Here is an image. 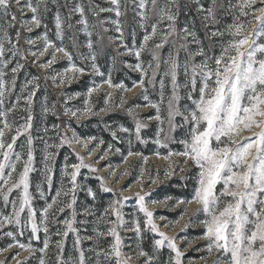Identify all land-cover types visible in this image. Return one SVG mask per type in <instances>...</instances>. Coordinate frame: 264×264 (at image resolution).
Returning <instances> with one entry per match:
<instances>
[{
    "label": "snow or ice",
    "instance_id": "obj_1",
    "mask_svg": "<svg viewBox=\"0 0 264 264\" xmlns=\"http://www.w3.org/2000/svg\"><path fill=\"white\" fill-rule=\"evenodd\" d=\"M197 10L203 14L205 27L208 24H215V11L217 0H211L210 5L205 8L200 0H195ZM257 0H239L237 5H230V12H239V16H234V22L227 26V33L232 37L226 46L222 48L219 56H207L202 47H198L192 51L189 44H201L197 39L196 33L189 31L187 27L182 31L177 30V19L180 11V0H110L111 7L103 8L96 5H89V10L93 15L99 16L102 12L115 13L116 17L124 15L122 8L131 3L139 9L137 15L140 17L139 27L145 28L150 20H155L151 23V31H146L143 36V43L139 48H129L123 44V28L120 21H111L116 26V31L120 33L121 47L125 48V53L136 58L137 63L127 64L125 66L133 70L141 72L139 86L147 83L152 84L161 68V58L159 51L165 45L169 44L170 37L177 35L182 43L179 48L188 53L187 60L184 63V76L187 78L183 84L178 81V69L180 64L177 57L169 53L168 58L163 61L165 70L163 77L169 78L171 91L168 95L166 103V115L161 114L160 104L148 103L145 107L155 109V115L147 117L148 121L155 119L159 122V132L155 143L161 147H167V141L170 139L168 133L174 132L177 128L189 125V135L187 139H181L179 143L184 145V150L181 152L169 151L163 159L168 160L173 156H181L185 159L179 165H174L168 170H165L164 176L171 177L178 169L184 171L183 165H187L189 161L192 166L198 169L197 187L192 200H178L176 205L196 203L200 205L199 211L205 216L202 223L205 226V231L201 238L208 241L205 246L209 255L218 253L214 264H264V43H258L261 37H264V15H253L251 20L244 23L239 22L240 16H248L250 13H264V0H259L261 7L255 8ZM51 3L57 5V11L54 14V27L57 38L63 41L65 36V26L67 29H72L74 26L69 23L73 15L78 14L80 19L76 24L82 28L78 31H83L89 39L86 42V47L89 49L85 60H90L92 72L97 76H103L96 63V53L94 44L91 40L92 33L89 31V22L85 14V7L82 3L70 4L69 0H65L63 7L68 8V15L62 16L59 8L61 5L58 0H51ZM13 4L17 7L20 13V19L17 18L15 12L12 11ZM49 0H0V16L4 18V25L0 26V107L4 105L5 99L12 93L16 85V74L23 67L17 62L10 69L11 77L6 80L7 73L3 69H7L12 61L21 56L19 48L21 31L15 32V37L10 36L8 29L14 28L16 24L20 25V29L26 32H32L35 28H40L43 23V14L49 11ZM150 5V7H149ZM247 9V11H246ZM25 10L32 13L29 19H24ZM167 22L166 28H159V25ZM101 25L108 21H101ZM253 24L256 26L253 27ZM46 27V26H45ZM104 31H108L107 28ZM247 33V34H245ZM209 37H222L224 32L219 30L208 33ZM159 36L158 41H154L151 45V56L154 63H149L147 68L141 62V54L149 49V42L153 41L154 37ZM191 38V39H189ZM43 41V47L37 51L29 49V55L39 59L49 53L52 49L50 58L45 62L39 63L41 69H48L56 62V53H63L67 57L69 66L61 73H49L56 87L68 84L79 80L80 76L85 73V69L78 67L73 62L72 53L65 47L55 46L49 41L47 34L38 37ZM73 48L79 47L77 37L73 34L70 37ZM113 39V38H109ZM24 42L30 46L37 43L36 39L25 37ZM176 44L173 43V47ZM197 56L205 57L199 63H195ZM26 59V57H24ZM33 61V63L36 62ZM212 61V64L209 63ZM214 64V67L212 66ZM189 69L191 75L189 76ZM151 70V76L148 77V72ZM71 73L72 75H69ZM46 77V78H48ZM59 77V78H58ZM197 77H199L200 86L197 88ZM38 79V78H36ZM110 88H119L124 91L131 89L124 88L123 84H113L109 78L104 81ZM31 84V87L29 85ZM161 104L164 103L165 79L159 81ZM187 89L184 96L191 101V106H186L183 109L180 106L181 90ZM38 90V85L34 81H26L21 89V96L16 97V102L19 104L23 97L26 104L28 115L24 117L25 122L22 125L13 127L7 120L8 112L14 111L17 104H13L7 111H0V116L5 119L3 128L8 129L13 134L9 139L5 138L3 129H0V201L5 208L11 207L10 213L0 211V233L12 239L13 243L8 245V248L0 249V252L7 251L10 248L18 247L24 251L33 253L37 249L33 248L31 243L24 244L16 239L17 233L12 230L4 231L8 226H16L19 229V235L24 234V230L28 229L31 233V238L39 239V233H44L43 247L38 249L44 253L50 244V228L49 225H57V230L54 233L59 239L56 241L57 260L56 264H87V257L83 247L84 240H93L91 235L82 236L81 228L76 225L84 226L85 231L87 225L91 222L88 217H94L95 226L93 232L97 240L111 236L113 238L109 247L103 252L97 251L95 248L89 249L94 251L97 257L95 264H101L99 259L103 256L106 261H111V264H128L131 256L125 257L121 251L123 243L120 235V230L130 231L135 233L136 248L133 250L138 257H144V264H152L156 259V255H149L142 247L143 232L145 228L157 234L160 238L154 241L155 252L161 251L167 247L170 253L174 254L169 257L168 264H182L183 252L178 247L176 237H169L163 231H160L159 226L154 222V213L149 210V204L167 205L171 197L164 201H147L146 197L151 193L146 191L143 185L140 191L136 192L134 197L118 196L113 199L101 214L93 210V205L86 204L83 209L76 207L78 202V193L83 192L87 199L95 202L98 200L97 191L89 187L86 183L78 180L81 176V169L87 168L92 173H97L99 169L84 163V157L76 154L77 163L66 162L61 172L60 187L54 192V195L49 199V193L52 192L53 179L55 172V160L58 151L65 145L72 147L75 144H80L82 148H86L91 137L88 140L82 141L76 136L75 132L71 137L65 133L60 134V126L55 125L56 140L58 142L48 143L45 141L44 165L41 172L42 180L35 187V192L31 191V176L30 174L36 171L34 167L33 153V137L30 135L32 129V105L34 97ZM98 91V87L88 89L86 99L84 100L85 107L80 110L66 108L65 116H70L81 119L85 114L95 115L90 98L93 93ZM144 89L143 98L148 100ZM26 93V95H25ZM195 94V95H194ZM71 99V97H69ZM111 100L110 94H105V107L101 108V112H109L112 108L109 106ZM126 101L121 97L116 108H122ZM136 107H139L137 105ZM55 106L52 111L54 113ZM50 109L45 108L44 112ZM127 114L134 119V133L136 141L147 143L141 132L147 127L141 119L133 112V108L126 109ZM59 119V117H57ZM167 123L168 133H165L161 139L160 133L164 132L163 125ZM70 127V125H69ZM253 128L261 129L260 132L254 133L255 138H244V142L238 143L237 137L241 132L251 131ZM119 132L129 133L128 128L120 127ZM47 132V129H45ZM25 133H29L26 137L27 153L26 159L22 161V155L15 151L14 146L18 138ZM113 138H117V132L113 131ZM163 141V142H162ZM103 144V141H100ZM131 144V139H129ZM235 145V147H233ZM55 149V150H50ZM111 146H109V151ZM75 151V149H73ZM95 148L88 149L89 157ZM118 152L119 149H116ZM106 153L102 154L99 159H103ZM129 156H142V153L129 151ZM160 157V153H156ZM144 163H147V158L143 157ZM125 162L127 159L125 158ZM99 163V160H97ZM18 164L22 170H18ZM115 175V171L109 172V176ZM127 175V172L121 173V177ZM145 173L140 174L141 180ZM149 182L157 183L159 170L156 171L154 178L151 173ZM100 181V191L105 193H116L113 188L106 186L104 177H96ZM87 180V177L84 178ZM119 183V178L116 181ZM139 182V181H138ZM223 185L217 194V185ZM42 185H46L45 190ZM127 188H122L121 192L127 191ZM16 192L17 195L12 198L11 194ZM141 192H144L141 195ZM44 201V206L39 210L34 206L35 199ZM135 199L138 205V211L143 213L144 221L142 227L139 220L133 219L132 224L124 228L125 220L122 212L123 202L129 199ZM230 198V199H225ZM27 210V216L22 220V213ZM51 210V211H50ZM67 213L70 218L61 220L59 217ZM186 214L181 213V219ZM135 215V214H133ZM78 216H83V219L77 220ZM164 219V217H160ZM105 225L104 230H100L99 225ZM63 225V227H59ZM168 227V225H164ZM184 229H181L183 231ZM73 235L72 247L75 251L74 256L64 257V249L67 238ZM190 246V245H189ZM198 251L200 249H197ZM20 253L17 252L12 256L17 264H25L24 261L18 259ZM206 260L207 257H201ZM0 264H7V260L0 261ZM40 264H45L41 259Z\"/></svg>",
    "mask_w": 264,
    "mask_h": 264
},
{
    "label": "rangeland",
    "instance_id": "obj_2",
    "mask_svg": "<svg viewBox=\"0 0 264 264\" xmlns=\"http://www.w3.org/2000/svg\"><path fill=\"white\" fill-rule=\"evenodd\" d=\"M61 7L59 11L62 16L68 15V8L63 7L65 0H58ZM70 4L82 3L85 7V14L89 22V31L92 33L91 40L94 44V50L96 53V63L100 68V71L104 73L103 76H97L92 72L90 67L91 61L85 60L84 56H87L89 49L86 47V42L89 37L83 32L78 31L82 26L76 24V21L80 19L79 15H73L71 18V23L74 27L72 29H67L65 26V36L63 41L57 38L55 34L54 27V14L57 11V5L51 3L49 0L48 8L49 11L43 14V23L40 28H35L32 32H26L20 29V25L16 24L14 28L8 29L11 37H15V32L17 30L21 31L20 44L18 45L21 50V56L16 57L7 69H3L7 73L5 79L8 80L11 77L10 69L15 66L17 62L23 65V67L16 74V85L12 93L5 99L4 105L0 107V111H7L13 104H17L16 97L21 96V89L24 87L26 81H34L38 85V90L36 96L34 97V103L32 105V129L30 130V135L33 137V153H34V167L36 171L30 174L31 176V188L30 190L35 192V187L41 182L42 176L41 172L44 165V154H45V141L48 143L58 142L56 140V133L53 130L55 125L60 126V134H67L68 137L73 135L75 132L76 136L81 138L82 141L88 140L91 137H95L94 140H90L86 148H82L80 144H75L72 147L65 145L59 150L50 149L58 151V155L55 160V172L53 179L52 192L49 193V199L57 188L60 187L61 182V172L62 168L66 162L67 163H77L76 154L84 157V163L92 165L93 167L99 169L97 173L90 172L87 168L81 169V176L78 180L86 183L89 187L98 193V200L93 202L85 197L83 192L78 193V202L76 207L78 209H83V207L88 205H93V210L97 215L101 214L103 209L118 196H128L134 197L135 193L140 191L141 186L145 188L146 191L150 192L151 195L146 197L147 201H164L166 198L171 197L168 200L167 205L156 204L152 206L149 204V210L154 213V222L159 226L160 231H163L169 237H176L178 242V247L183 252L182 264H214L218 253H213L209 255L205 246L208 241L201 238L205 231V226L202 221L205 216L199 211L200 205L196 203L180 204L176 205L178 200L190 201L193 199L195 194V189L197 185L196 173L198 169L192 166V162L189 161L187 165H183L184 171L180 172L178 169L176 173L171 177H165L164 172L174 165H179L185 159L181 156H173L168 160L163 159L167 156L169 151L181 152L184 150V145L179 143L181 139H187L189 135V125L185 124L183 127L177 128L174 132L168 133L167 123L163 125L164 132L160 133L162 139L165 133H168L170 139L166 142L167 147H161L155 143L157 134L159 132V122L155 119L148 121L146 118L155 115V109L151 107H145V104L155 103L160 104L161 114L166 115V103L168 95L171 91V85L169 78L163 77V72L165 66L163 61L168 58L169 53H172L177 57L180 64L178 69V81L183 84L187 79L184 76V63L187 60L188 53L179 48V44L182 43L177 35L170 37L169 44L159 51L161 58V68L158 70V74L155 78L154 83L148 84L147 77H145V84L139 86V81L141 79V72L133 70L125 66L127 64L137 63L136 58L129 54L121 55L125 53V48L121 47L120 33L116 31V26L111 21L119 20L123 28V44L127 45L129 48L135 47L139 48L143 43V36L146 31H151V23L154 22L155 16L153 14V19L148 22L145 28L139 27L140 17L137 15L139 11L134 4H127L126 10L122 8L124 15L121 17H116L115 13L112 12H102L99 16H95L89 10L90 0H69ZM201 4L205 8L210 5L211 0H200ZM162 3V0H161ZM239 0H217V7L215 11L216 23L208 24L205 27L203 21V14L197 10V4L195 0H180V11L177 19V30L182 31L183 28L187 27L189 31L196 33L197 39L201 41V44H189L188 47L195 51L198 47H202L207 54V56L214 57L221 54L222 48L227 45L228 41L232 38L228 35L226 29L227 26L234 22V16H239V12H230V5H237ZM91 5L95 7L107 8L111 7L110 0H91ZM150 7V5H149ZM255 8L261 7L259 0H257L254 5ZM12 11L16 13L17 18L20 19V13L17 7L13 4ZM247 11V9H246ZM24 19H29L32 15L30 11L25 10ZM253 15L260 16L264 13L255 12L250 13L248 16H240L239 22L244 23L253 18ZM108 21L101 25V21ZM4 25V18L0 16V26ZM46 26V27H45ZM256 25L253 24V27ZM167 22L159 25V28H166ZM107 28L108 31H104ZM219 30L224 32L222 37H212L210 38L208 33L211 31ZM47 34L49 41H51L55 46H63L67 48L73 55V62L78 66L85 69V73L80 76L79 80L73 81L70 85H61L59 88L55 86L53 80L48 77L49 73H61L69 66L67 57L63 53H56V62L51 65L48 69H41L38 65L39 63L45 62L50 58L52 49H49V53L45 56L36 58L29 55V49L31 51H37L43 47V41L38 39V37ZM76 35L79 47L73 48L70 37ZM247 34V33H245ZM25 37H31L37 40L35 45H28L24 42ZM113 39H109V38ZM159 36L154 37L153 41L149 42V49L141 54V62L143 66L147 68L149 63H154L151 56V45L154 41H158ZM191 39V38H189ZM173 43L176 44L173 47ZM258 43H264V37L258 40ZM26 57V59L24 58ZM205 57L197 56L195 58V63H199ZM36 60L35 63L33 61ZM212 64V61H209ZM214 67V64L212 65ZM69 75H72L69 73ZM191 71L189 69V76ZM151 76V70L148 72V77ZM48 77V78H46ZM38 78V79H36ZM59 78V77H58ZM111 79L113 84H123L124 88L131 89V91H124L119 88H110L104 81ZM165 79V89H164V103L161 104L160 95V84L159 81ZM200 86L199 77H197V88ZM31 87V84L29 85ZM92 87H98V91L93 93L90 98L93 111L95 115L85 114L81 119L65 116L63 113L66 108H71L73 110L84 109V100L87 98L86 93L88 89ZM144 89L147 90L146 94L148 100L145 101L143 98ZM187 89L181 90V100L180 106L183 109L186 106H191V101L187 100L184 93ZM110 94L111 100L109 106L112 108L109 112H101L100 109L105 107L104 99L105 94ZM26 95V93H25ZM195 95V94H194ZM71 97V99H69ZM123 98L126 103L122 108H116L114 105L118 104L120 98ZM53 105L54 113L51 110ZM139 105V107H136ZM132 107L133 112L137 115V118L141 119L147 127L141 132L142 137L147 140V143H140L135 139L134 133V119L127 114L126 109ZM48 108L50 111L45 114L44 109ZM28 115L26 111L25 100L22 97L17 104L14 111L8 112L7 120L13 127L22 125L25 120L24 117ZM59 117V119L57 118ZM4 117L0 116V129H3L5 133V138L9 139L13 134L8 129L3 128ZM70 125V127H69ZM120 127L128 128L131 131L129 133L119 132ZM47 129V132H45ZM117 132V138H113L112 132ZM261 129L253 128L251 131H243L240 136L237 137V142H244V138H255L254 133L260 132ZM29 133H25L20 136L14 146L15 151L21 153L22 161L26 159L27 144L26 137ZM129 139H131V144H129ZM103 141V144H100ZM163 142V141H162ZM109 146L111 150L109 151ZM235 147V145H233ZM95 148L92 155L89 157L88 149ZM75 149V151H73ZM116 149H119L117 152ZM129 151L142 153V156H129ZM160 153V157H157L156 153ZM104 155L103 159L99 157ZM143 157L147 158V163H144ZM125 158L127 162H125ZM99 160V163H97ZM18 170L21 169V165L18 164ZM115 171V175L109 176V172ZM159 170V177L157 178V183L151 184L149 182V175L156 177V171ZM144 172L142 180L140 177L141 172ZM127 172V175L121 177V173ZM104 177L106 180V186L113 188L116 195L113 193H105L100 191V181L96 177ZM87 177V180L84 178ZM119 178V183L117 179ZM139 181V182H138ZM42 187L47 190L46 185ZM122 188H127V191L121 192ZM223 188V185H217V194L219 190ZM144 192H141L143 195ZM17 193L14 191L11 197L14 198ZM230 199V198H225ZM34 206L37 209V216H39V210L44 206V201L37 198L34 200ZM186 214L181 219V213ZM0 211L4 213H10L11 207L5 208L2 201H0ZM51 211V210H50ZM122 212L124 213L125 225L124 228L129 227L132 224L133 219L139 220L142 227L144 216L143 213L138 211V205L135 199H129L123 202ZM135 214V215H133ZM27 216V210L22 213V220ZM164 217V219H160ZM61 220L65 218H70L67 213L59 217ZM83 216H78L77 220L83 219ZM91 221L87 225V230L85 231L84 226L76 225L81 228V235L94 237L93 240H84L83 247L85 249V255L87 257V264H95L97 257L94 251H89V249L95 248L97 251L103 252L106 250L113 238L107 236L97 240L95 238V233L93 232V227L95 226L94 217H88ZM168 225V227H164ZM57 225L50 224V244L49 248L41 253L38 249L43 247L44 233L41 231L39 239L31 238L30 230L25 229L24 234L19 235V229L16 226H8L4 231L12 230L17 233L16 239L21 243L29 244L37 249V251L30 253L29 251H24L18 247H13L7 251L0 252V261L7 260V264H17L16 260L12 259V256L19 252L20 255L18 259L24 261L25 264H40L41 259L44 260L45 264H56L57 260V248L56 241L59 239L54 233L57 230ZM63 227V225H59ZM105 225L100 224V230L105 229ZM181 229H184L181 231ZM120 235L122 237L121 251L125 257L131 256L132 258L128 260V264H144V257L136 256L133 251L136 248L135 233L125 230H120ZM73 235L70 234L67 238L64 257L74 256L75 251L72 247ZM160 237L148 231L146 228L143 232V240L141 242V247L149 254L156 255V259L152 261V264H168L169 257L174 255L170 253V250L165 247L159 252H155L154 241ZM13 243L12 239L4 236L0 233V249L8 248V245ZM190 245V246H189ZM197 249H200L199 251ZM201 257H207L206 260L201 259ZM101 264H111V261H106L103 256L99 257Z\"/></svg>",
    "mask_w": 264,
    "mask_h": 264
}]
</instances>
